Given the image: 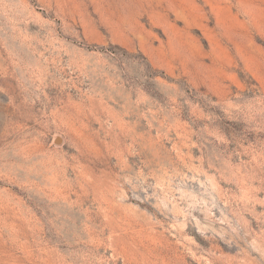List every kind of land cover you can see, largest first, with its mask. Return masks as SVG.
<instances>
[{"label": "rangeland", "instance_id": "obj_1", "mask_svg": "<svg viewBox=\"0 0 264 264\" xmlns=\"http://www.w3.org/2000/svg\"><path fill=\"white\" fill-rule=\"evenodd\" d=\"M0 264H264V0H0Z\"/></svg>", "mask_w": 264, "mask_h": 264}, {"label": "water", "instance_id": "obj_2", "mask_svg": "<svg viewBox=\"0 0 264 264\" xmlns=\"http://www.w3.org/2000/svg\"><path fill=\"white\" fill-rule=\"evenodd\" d=\"M59 139H57L56 141H58Z\"/></svg>", "mask_w": 264, "mask_h": 264}]
</instances>
